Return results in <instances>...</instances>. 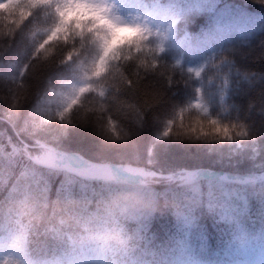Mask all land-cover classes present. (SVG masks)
I'll list each match as a JSON object with an SVG mask.
<instances>
[{"label":"trees","instance_id":"trees-1","mask_svg":"<svg viewBox=\"0 0 264 264\" xmlns=\"http://www.w3.org/2000/svg\"><path fill=\"white\" fill-rule=\"evenodd\" d=\"M5 1L0 238L25 233L37 264L66 263L67 234L99 223L113 243L122 239L125 264H214L241 240L264 243V181L89 182L35 147L161 174H263L264 0H123L133 15L165 8L164 31H130L113 16L58 18L79 0ZM196 48L208 61L193 79L173 55ZM196 97L207 114L192 106Z\"/></svg>","mask_w":264,"mask_h":264},{"label":"rangeland","instance_id":"rangeland-1","mask_svg":"<svg viewBox=\"0 0 264 264\" xmlns=\"http://www.w3.org/2000/svg\"><path fill=\"white\" fill-rule=\"evenodd\" d=\"M11 5V1L0 0V11L7 12ZM57 15L60 20L72 21L80 25L85 21L101 20L113 16L121 18L125 29L130 31L149 29L164 31L170 26L171 20L165 8H161L157 12L143 13L139 11L133 15L125 9L123 0H79L67 8L58 10ZM173 61L178 67L188 72L193 79H198L207 65L208 54L203 49L196 48L188 54L175 53ZM192 106L204 114L209 112L208 107L198 97L193 100ZM56 115L61 118L63 113L56 112ZM56 154H59L64 162L74 157V155L61 151ZM45 155L44 162L57 165L58 160L52 156L50 151H47ZM37 157L41 158L42 155ZM116 171L126 177L131 175L121 167H118ZM89 228L85 227V233L78 237L69 234L68 239L72 253L71 256H67L66 263L56 260L44 264H125L120 247L122 239L113 238V243L107 227L101 223L95 229ZM232 256L233 258L224 259L214 264H264V243H247L241 240ZM0 264H37L26 256L25 233L16 230L0 238ZM181 264L213 263L187 260Z\"/></svg>","mask_w":264,"mask_h":264},{"label":"water","instance_id":"water-1","mask_svg":"<svg viewBox=\"0 0 264 264\" xmlns=\"http://www.w3.org/2000/svg\"><path fill=\"white\" fill-rule=\"evenodd\" d=\"M37 147H46L49 148V150H51L52 152H54L53 148L47 147L45 145H40ZM122 167L128 169H134L131 166H123ZM140 171H142L146 176H150V177H156V178H167L170 180H179V179H184L187 176L185 175H170V174H160L154 171H147L145 169H140ZM198 175H202V176H206L208 178H212V179H216V180H220V181H226V182H231V183H238V184H247L250 182H254L256 179H261V175H249V176H238V175H234V174H227V173H223V172H212V171H199L197 172ZM249 178H253L251 181L249 180ZM256 178V179H254Z\"/></svg>","mask_w":264,"mask_h":264},{"label":"bare ground","instance_id":"bare-ground-1","mask_svg":"<svg viewBox=\"0 0 264 264\" xmlns=\"http://www.w3.org/2000/svg\"><path fill=\"white\" fill-rule=\"evenodd\" d=\"M75 159V158H74ZM73 161V160H72Z\"/></svg>","mask_w":264,"mask_h":264}]
</instances>
